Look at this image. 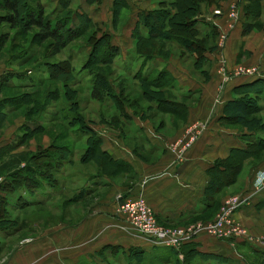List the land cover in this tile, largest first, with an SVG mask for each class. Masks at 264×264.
<instances>
[{
    "label": "crops",
    "instance_id": "obj_1",
    "mask_svg": "<svg viewBox=\"0 0 264 264\" xmlns=\"http://www.w3.org/2000/svg\"><path fill=\"white\" fill-rule=\"evenodd\" d=\"M38 1L51 8L57 3V0ZM67 1V8L73 11L74 24L78 22L77 16L83 15L96 25L98 35L109 36L110 44L116 48L112 64L118 73L128 68L134 70L139 65L132 34L139 15L172 0ZM243 4L242 0L199 3L197 16L213 24L216 33L218 29L225 32L223 43L218 44L215 34L211 41L213 48L204 53L206 61L194 69L175 55L156 58L159 67L173 78V101L182 103L183 108L136 112V115L127 109L128 123L123 127L111 131L95 129L100 138V149L114 161H122L124 167L111 164L110 176L101 174L94 178L93 185V179L82 178L79 184L75 175L65 176L68 184L64 187L74 189V194L80 187L88 190L91 187L92 191L90 194L83 192L84 195L75 202L69 201V205H65L67 212L53 201L46 202L48 208L43 213L46 212L48 221L33 222L34 235L22 236V231H18L1 236L0 264H92L91 261L100 264L105 254L101 253L104 245L118 249L106 255L113 264L118 263L116 260L120 256L127 255L130 247L141 249L147 261L154 257L160 263L173 262L169 249L153 247L130 231L115 212L120 200L139 195L150 206L159 224L185 226L212 219L222 197L244 192L257 176L264 177V126L257 122L253 125L237 122L235 118L242 115L260 117L264 110L245 113L242 105L235 102L245 94L237 92L236 87L257 79L264 82V0H260L259 27L246 32L242 29ZM230 7L237 15L234 21L227 15ZM213 8L219 9L220 13L213 14ZM83 48L73 50L83 57L88 47ZM237 65L254 67L256 73L235 74L233 69ZM8 69L10 67L0 61V77ZM13 84L23 88L15 81ZM20 119L17 118L6 129V134L0 136V147L7 144L23 120ZM195 134L193 141L177 152L179 145ZM3 137L7 139L2 140ZM30 140L35 145L49 143L45 137L37 142L32 137L17 148L33 150L35 145L32 149L27 146ZM234 166H238L236 170H233ZM32 208L43 207L34 205ZM232 215L245 228L247 238L229 241L200 232L190 240L191 243L198 251L234 261L239 256L243 261L248 250L261 251L264 189ZM241 247L246 252L239 253ZM176 257L180 260L179 255Z\"/></svg>",
    "mask_w": 264,
    "mask_h": 264
},
{
    "label": "trees",
    "instance_id": "obj_2",
    "mask_svg": "<svg viewBox=\"0 0 264 264\" xmlns=\"http://www.w3.org/2000/svg\"><path fill=\"white\" fill-rule=\"evenodd\" d=\"M242 1H244L242 29L246 32L256 26L259 27L257 19L262 9L260 0ZM201 2L209 4L213 0H172L167 5L160 4L145 15H139V21L137 20L132 32L139 65L134 70L128 68L117 73L112 64L116 48L110 44L109 36L104 33L98 35L99 29L83 15L77 16L78 22L74 24L73 11L67 8V0H57L52 8L38 0H0V58L4 57L2 55H4L7 42L10 41V49L18 48L17 51L4 57L3 62L10 69L0 77V93L4 89L16 88L14 81L21 82L18 86L23 88H38L37 86L40 85V79H37L35 83L28 82L29 79L24 82L26 81L24 66L29 65L30 67L36 62L33 54L28 53L26 47L21 46L22 36L27 34L29 36L27 47L42 44L44 46L45 53L41 62L38 63V71L46 74L45 79L58 84L48 90L43 99L51 102L62 100L63 106L60 104L55 109L60 111V115L54 114V117L65 121L64 124H60L61 127L50 130L51 139L46 146L37 144L33 152L28 154L24 160H17L13 167L0 176V237L16 234L29 227L27 220L18 222L10 217L7 211L9 208L20 209L38 205L47 209L46 202L53 201L52 197L55 195L66 193L63 197L64 201L75 202L84 195L83 192L90 194L91 187L89 190L80 187L74 194V189L71 191L65 188V183L58 180V177L64 179L65 176L73 175L70 169L65 167L72 161L73 143L81 141L83 143L82 149L79 150V162L81 164L91 163L96 169L91 174L81 173L82 178L93 179L92 185L96 182L94 178H98L101 174L105 173L110 176L111 164L124 167L122 161H114L107 152L100 149V138L88 127L80 113V101L76 98L77 90L73 87L77 79L71 55L68 54L62 59H47L57 56L66 47L71 49L87 46L88 52L79 61V69L85 71L90 77L88 98L98 104L111 107L114 114L109 118L120 124L128 123L127 109L131 111V114L136 115L135 108L140 106V100L146 104L140 107L141 113L146 109L152 112L182 109V103L172 99L174 96L173 78L163 67H159L156 58L166 59L170 55H175L193 69L206 61L204 53L213 48L211 41L216 31L213 24L205 19L200 20L197 16ZM10 30L16 31L13 36H10ZM13 66L18 71L12 75ZM202 75L206 79L205 73ZM132 86L136 87V95L127 91ZM235 90L245 92L235 101L236 104L242 105L245 113L264 108L262 107L264 104V82L262 80L251 81L236 87ZM36 100L35 91H21L11 95L0 94V129L8 114L20 109L23 103ZM53 106L56 105L53 104ZM31 109L25 111L28 113L26 116L34 111V108ZM37 111L38 109L35 113ZM235 118L237 122H248L249 125L255 123L252 122V117L247 118L242 115ZM107 119L99 117V120L107 123L108 126L121 128L122 125L117 126L116 123ZM24 120L26 118L17 129L13 140L0 147V158L25 144L33 134L43 132L47 128L43 125H34L30 128ZM262 126H264L263 123ZM69 135H73L74 139L67 140ZM63 137L65 141L62 144L52 141L64 140ZM237 167L234 166L233 170ZM164 248L169 249L168 252L174 259L173 262L168 260L161 264H210L215 262L230 264L232 261L226 257L198 251L191 241L181 244L176 248L177 250L172 247ZM117 250L116 246L104 245L101 253L105 252V254L100 259V264H113L106 255L115 253ZM250 253L254 258L250 259L245 254L242 257L245 264H264V256L262 257L263 254L260 251L254 250ZM176 254L180 256V260L177 259ZM143 259L141 249L130 247L127 249V255L124 254V258L120 256L116 262L123 260V264H143Z\"/></svg>",
    "mask_w": 264,
    "mask_h": 264
},
{
    "label": "rangeland",
    "instance_id": "obj_3",
    "mask_svg": "<svg viewBox=\"0 0 264 264\" xmlns=\"http://www.w3.org/2000/svg\"><path fill=\"white\" fill-rule=\"evenodd\" d=\"M203 3H205V2H203ZM15 32H16L15 30H10L9 31L10 36H13ZM22 38H23V40H22L23 44L21 46L26 47V50L28 51V53H30V54L32 53L33 58H35L36 62H37V63L35 62V65L34 64L31 65L30 66L31 68L29 67V65L24 66L25 67L24 79H26V81H24V82H27V80L29 79L28 82L35 83L37 79L38 80L40 79L39 80L40 85L37 86L38 88H36V87H34V88L33 87H29V88H18V87H16V88L4 89L3 94H1V95H4V94L11 95V94H14L16 92H21V91H35L37 100L34 102L23 103V105L20 109L18 108L16 111L8 114L5 121L3 122V127H1V129H0V136L2 134H4V135L6 134V133H4V132H6V129L9 126H11L15 122V120H17V118H19V119L20 118L21 119L26 118V120H24V121L30 128L33 127L34 125H43V126L47 127L45 129V131L33 134L32 137L35 139L34 140L35 142L39 141L42 137H45L46 139H49V141H50V139H51V136H50L51 131L50 130H54V129H57L58 127H61L60 124L61 123L64 124V122H65V121H60L59 119H56V117H54V114H56L57 116L60 115V111H57L55 109H57L60 106V104H61V106H63V104H62V100H60V99L57 102H51L48 100L44 101L43 97H44V94L47 93L48 90H51L52 88H54L55 85L57 86L58 84L55 81L49 80L47 78L45 79L46 74L44 72L38 71V69H39L38 63L41 62L43 55L45 53L43 44L39 45V46L28 45V47H27L26 43L27 42L29 43V36L27 34H25L24 37L22 36ZM9 43H10V41L7 42L6 47L4 49V55H2L4 57H6L9 54H12L13 52L18 50V48H15V47H12V49H10ZM68 54L71 55V57L73 58L75 76L77 79V82L73 87H74V89L77 90L76 98L80 101V103H79V106H81L80 113L83 116L85 123L88 125V127H90L95 132H96L95 129H105V130L107 129L109 131L114 130L115 127L108 126L107 123L100 121L99 120L100 116L104 117L105 119H107V118L110 119L112 122L116 123L117 126L118 125L124 126L125 124H123V123L120 124V122H115L113 119L109 118L110 116H112L114 114L113 113L114 110H112L111 107H108L107 105H104V104H98V102L88 98V87L90 85V77L88 74L85 73V71L79 69V65H80L79 61L82 60L83 54H81L79 51L73 50V48L67 49V47H66L63 50H61V52L57 56H55L51 59L49 58L47 60L62 59V58H65V56H67ZM4 57L0 58V61H4L5 60ZM15 71H18V70H16V67L13 66L12 75L15 74ZM15 82H17V81H15ZM17 83H18V85L21 84V82H17ZM135 88H136L135 86L129 87L127 91L129 93L131 92L132 95H136L137 92H136ZM144 103H145L144 101L140 100V102H139L140 106L135 108L136 112H141L140 107L142 108L143 107L142 105H146ZM53 104H55L56 106H53ZM104 106H106L107 108ZM32 107L34 108V111L31 114L26 116V114H28V113H26L25 111L30 110ZM262 107H264V104ZM37 109L39 112L37 111V113H35V111ZM262 111H263L262 114L259 115L260 117H252L251 118L252 122L263 123V125H264V110H262ZM145 112H147V109ZM24 113H25V117H24ZM22 123H23V120H21L20 125ZM19 126L16 127V129L13 131V134L9 138L7 143H10L13 140V137H15L14 135L16 134ZM4 135H2V136H4ZM263 136H264V131H263ZM63 138H60V139H63ZM4 139H7V138L3 137L2 140H4ZM69 139H71V140L74 139V136L69 135L67 140H69ZM52 141L54 143H57V144H62L63 141H65V138H64V140H61V141H59V140L58 141L52 140ZM34 145H35V143L33 144L32 140H30L28 142L27 146L30 147V149H32V147ZM72 145H73L72 146L73 151L71 152L72 153L71 154L72 161L70 162L69 165H66L65 167L70 169V171L73 173V175L76 176V179L78 180L77 183L79 182V184H80L81 183L80 181H82V177H83V175L81 174L82 172H84L83 174H85V173L91 174L92 172H95L96 169L94 166L91 165V163L81 164L79 162L78 156H79V150L82 149V147H83L82 141L77 142V143H73ZM35 146L37 147V145H35ZM31 152H33V150L16 148V149L12 150L10 153H8V154L4 155L2 158H0V176H2L4 174V172L7 171V169L13 167V164L16 163L17 160H24L27 157V155L30 154ZM0 180H1V178H0ZM58 180L61 181V183H63V184L65 182V185L68 184L67 181L65 179H62L61 177H58ZM57 188H59V187L57 186ZM55 190H57V189H55ZM64 194H66V193H64ZM64 194L63 195L60 194L59 196L55 195L52 197V200H53V202L57 203V205L59 204L60 207L65 209V211L67 212L68 209L66 208L67 206L65 207V205H69L68 204L69 202L64 201L65 200V198H63L65 196ZM232 194H237V193H232ZM92 198H93V196L91 197V199ZM73 205H75V204L73 203ZM46 210H47L46 208H35V209H33L32 207H30L29 209H27V208H20V209L9 208V209H7V211L9 212L8 214H10L9 216L12 218H15L18 222L21 220H27L28 221L29 227L25 228L22 232H20V234L22 236L34 235V231L31 227V224L33 222L42 223V222L48 221V218L44 219L45 217H47V214H46V212L43 213V211H46ZM65 211L63 210V213ZM66 212H65V214H66ZM61 215H62V212H61ZM39 230H37V231H39ZM18 237H19V234H18ZM263 248H264V241H261V243H260L261 251L260 252L263 254L262 257L264 256V249ZM151 249L154 250V248H151ZM241 249L243 251H241ZM243 252H246V250H245V248L241 247L239 253H243ZM247 255L250 259L254 258L252 256L253 254L250 253L249 250H248ZM145 259H143V264H161L156 258L154 259V257H152L151 260H149V261H147ZM235 261L232 260L231 264H244V262L242 261L240 256L237 257V259ZM85 262H87V261H85ZM91 263L95 264L93 261H91ZM123 263H124L123 260H119L118 264H123ZM81 264H82V262H81ZM169 264H173V263H169Z\"/></svg>",
    "mask_w": 264,
    "mask_h": 264
},
{
    "label": "built area",
    "instance_id": "obj_4",
    "mask_svg": "<svg viewBox=\"0 0 264 264\" xmlns=\"http://www.w3.org/2000/svg\"><path fill=\"white\" fill-rule=\"evenodd\" d=\"M211 12L213 14L220 13L217 8H213ZM227 15L233 21L237 17L232 7L229 8ZM217 31L218 44H222L226 34L222 29H218ZM233 73L252 75L256 73V69L254 67L237 65L234 67ZM195 137L196 134L195 136L191 135L184 143L179 145L177 152L185 149ZM262 189H264V177L258 178L257 176L256 180L252 181L249 189L247 188L244 192L223 197L212 219L185 226L166 227L159 224L150 206L139 195L120 200L116 204L115 212L121 217L130 231L142 237L153 247L163 246L176 249L181 244L192 240L200 232L223 240H243L247 238L246 230L233 219L232 214L235 210L245 205L251 197L256 196Z\"/></svg>",
    "mask_w": 264,
    "mask_h": 264
}]
</instances>
